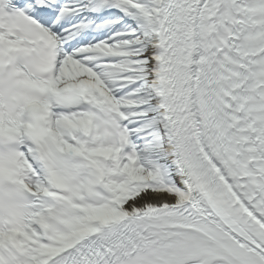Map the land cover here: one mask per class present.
Here are the masks:
<instances>
[{
    "label": "snow or ice",
    "instance_id": "6c2138e0",
    "mask_svg": "<svg viewBox=\"0 0 264 264\" xmlns=\"http://www.w3.org/2000/svg\"><path fill=\"white\" fill-rule=\"evenodd\" d=\"M0 264H264V0H0Z\"/></svg>",
    "mask_w": 264,
    "mask_h": 264
}]
</instances>
